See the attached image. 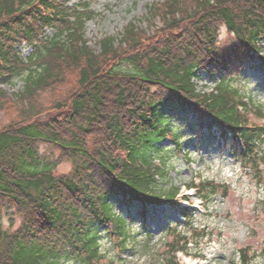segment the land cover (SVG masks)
I'll return each instance as SVG.
<instances>
[{"label":"trees","instance_id":"1","mask_svg":"<svg viewBox=\"0 0 264 264\" xmlns=\"http://www.w3.org/2000/svg\"><path fill=\"white\" fill-rule=\"evenodd\" d=\"M146 10V27L127 22L94 49L82 32L91 12L60 0H0V207L20 219L10 229L13 216L9 228L0 218V264H105L100 227L124 249L128 223L110 200L142 211L173 201L177 188L157 187L165 172L151 159L164 139L179 144L169 122L178 112L196 133L219 131L235 161L257 172L264 127L248 121L226 75L248 60L264 71V0H161ZM23 43L32 46L24 59ZM196 68L219 76L214 93L195 91ZM21 74L16 91L2 88ZM62 162L69 170L55 172ZM225 188L205 180L198 194ZM167 230L162 264H178L173 252L185 237Z\"/></svg>","mask_w":264,"mask_h":264},{"label":"rangeland","instance_id":"2","mask_svg":"<svg viewBox=\"0 0 264 264\" xmlns=\"http://www.w3.org/2000/svg\"><path fill=\"white\" fill-rule=\"evenodd\" d=\"M157 1L161 0H68V4L79 11L84 9V13H92L85 19L82 32L83 39L95 49L97 41L104 36L118 38L127 22L146 27V8ZM53 34L54 31L50 29L45 31L47 38ZM229 38L221 28L220 45L228 46ZM31 50L32 47L24 43L18 48L23 59ZM230 71L226 75L230 88H236L252 106L253 111L249 116L247 114L250 122L262 124L264 118L259 116H264V71L250 60ZM22 78L23 74L13 78L11 83H3L2 88L8 93L14 92L21 87ZM215 80L201 73L195 80L196 89L207 91ZM169 122L170 127L178 131L179 144L169 140L157 144L159 152L151 163L165 172L162 178L155 177L157 187L162 192L177 187L183 194L189 184L211 180L225 185L226 194L218 191L211 199L205 200L203 213L192 215L193 224L205 228L204 233L198 235H190L184 222L175 216V213L181 212L175 205L147 206L142 211L136 202L124 203L111 199L113 211L128 223L129 240L125 249L120 251L100 227L98 250L104 256L105 264H162L172 237L168 234V227H174L176 237L184 231L191 236L187 252L203 257L197 264H264V144L256 148L259 151L258 160L259 157L263 160L258 162L259 171L254 173L235 161L230 152V141H224L219 131L205 129L194 132L182 112L171 117ZM40 152L46 153L48 159L52 156V148L46 145H40ZM69 168L70 163L62 162L55 172H66ZM9 215L13 216L14 221L10 229H14L20 219L6 205L1 206L0 218L6 228H9ZM191 259L194 260L193 257ZM61 262L81 264L69 259Z\"/></svg>","mask_w":264,"mask_h":264}]
</instances>
